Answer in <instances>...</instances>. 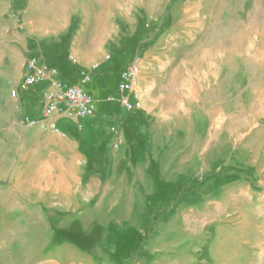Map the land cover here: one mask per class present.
<instances>
[{
	"label": "rangeland",
	"instance_id": "374dc122",
	"mask_svg": "<svg viewBox=\"0 0 264 264\" xmlns=\"http://www.w3.org/2000/svg\"><path fill=\"white\" fill-rule=\"evenodd\" d=\"M120 8L118 62L148 66L143 107L129 112L152 120L71 213L61 181L23 204L40 189L12 185L19 156L0 142V264H264V0ZM151 13L160 24L143 26ZM6 199L18 218L3 219Z\"/></svg>",
	"mask_w": 264,
	"mask_h": 264
},
{
	"label": "crops",
	"instance_id": "0c3cea01",
	"mask_svg": "<svg viewBox=\"0 0 264 264\" xmlns=\"http://www.w3.org/2000/svg\"><path fill=\"white\" fill-rule=\"evenodd\" d=\"M24 2L27 14L21 22L11 13ZM120 7L121 0H0V142L8 141L12 154L19 156L12 185L40 189L23 204L42 198V189H54L55 195L61 181L69 187V213L82 209L108 163L112 161L116 171L128 161L125 139H131L132 132L145 133L152 120L144 112L131 115L118 100L121 73L138 56L118 62L122 60L117 46L122 39ZM149 18L156 19L153 25L160 24V18L151 13L144 16L143 26ZM157 42L162 43L161 38ZM33 55L57 67L60 78L69 84L77 83L84 72L91 74L89 85H84L96 99L91 116L42 114L41 94L49 81L20 88L26 59ZM147 70L144 62L139 84L147 78ZM146 82V88L150 87ZM24 115L37 118V123L25 124ZM119 135L123 141L116 146ZM4 172L10 177L7 169L1 170V180ZM3 204V219L18 218L19 209H11L8 199ZM146 208L148 220L150 209ZM147 224L136 229L143 233Z\"/></svg>",
	"mask_w": 264,
	"mask_h": 264
},
{
	"label": "built area",
	"instance_id": "2783aa9c",
	"mask_svg": "<svg viewBox=\"0 0 264 264\" xmlns=\"http://www.w3.org/2000/svg\"><path fill=\"white\" fill-rule=\"evenodd\" d=\"M11 14L22 22L27 14L26 5L23 4ZM154 21L155 19H148L145 26H152ZM141 71L142 60L139 56H135L121 73L118 100L122 108L128 111L139 110L143 107L138 86ZM91 79V74L84 72L77 83H66L60 78L57 67L41 63L39 57L33 55L26 59L20 88L27 90L48 80L49 86L41 94V102L44 105L42 114L59 113L68 117L87 118L93 114L96 107L95 97L84 88V85L88 84ZM22 121L33 125L38 120L24 115ZM59 132L63 133L61 130ZM122 141L123 137L119 135L115 145L117 146Z\"/></svg>",
	"mask_w": 264,
	"mask_h": 264
},
{
	"label": "trees",
	"instance_id": "16d2710c",
	"mask_svg": "<svg viewBox=\"0 0 264 264\" xmlns=\"http://www.w3.org/2000/svg\"><path fill=\"white\" fill-rule=\"evenodd\" d=\"M182 191H179V194L181 193ZM155 217H153V226H154V224H155Z\"/></svg>",
	"mask_w": 264,
	"mask_h": 264
}]
</instances>
